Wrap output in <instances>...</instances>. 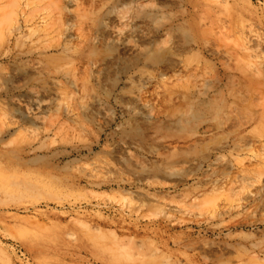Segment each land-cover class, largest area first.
Instances as JSON below:
<instances>
[{"label": "rangeland", "instance_id": "rangeland-1", "mask_svg": "<svg viewBox=\"0 0 264 264\" xmlns=\"http://www.w3.org/2000/svg\"><path fill=\"white\" fill-rule=\"evenodd\" d=\"M0 264H264V0H0Z\"/></svg>", "mask_w": 264, "mask_h": 264}, {"label": "bare ground", "instance_id": "bare-ground-1", "mask_svg": "<svg viewBox=\"0 0 264 264\" xmlns=\"http://www.w3.org/2000/svg\"><path fill=\"white\" fill-rule=\"evenodd\" d=\"M19 1L21 2V5H24L27 2V0H19ZM101 33L105 37H109L112 40L113 39H116V40L119 39L118 34L117 33H114L111 29L104 28ZM134 36L139 37V38H142V39H148L149 38V35L146 34V32H144L142 30L130 32V34H128V37H134ZM111 63H112L111 60L105 59V60H103V62H101L99 64V66L101 67L99 69H100V71H103L104 72V75L100 79H99V77L98 78L96 77V82L97 81L104 82L106 80V75H108L109 72L111 71ZM141 63L144 64L145 62L142 61ZM164 65H165L164 66L165 69H167L169 71H173L174 70V67H176V65H177V61L175 59L171 58V59H168L164 63ZM147 66H150L154 71H158L159 70L157 64H155L153 62L152 63H148ZM132 69H135V67H133ZM136 80L137 81H142V75L139 73V70H134L130 74V76L127 77V79L125 80V83L128 84V85H130V84H132ZM128 99L129 100H134L133 96H129ZM79 101H81V100H79ZM84 106H85L84 112L85 113H91L92 109L94 107H97V99L94 98V97L90 98V102L88 104L84 105ZM192 162H194V161H192ZM127 195L123 196L122 194H118L117 197H112V195H111V200H115V199H118L119 198V202H120V200L124 202V201H126L127 199L130 198V197H127ZM103 196H105L106 201H108L107 198H106L108 196L107 195H103ZM108 199H110V196L108 197ZM77 223L79 224V222H77Z\"/></svg>", "mask_w": 264, "mask_h": 264}]
</instances>
